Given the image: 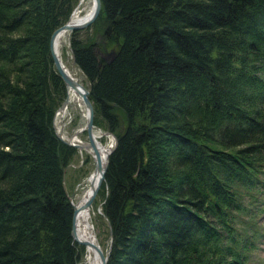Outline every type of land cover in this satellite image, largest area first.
<instances>
[{
	"label": "trees",
	"instance_id": "16d2710c",
	"mask_svg": "<svg viewBox=\"0 0 264 264\" xmlns=\"http://www.w3.org/2000/svg\"><path fill=\"white\" fill-rule=\"evenodd\" d=\"M79 1L0 0V264H78L85 248L50 48ZM69 34L95 125L117 137L99 191L108 264H249L264 218V198H243L264 194V0H102Z\"/></svg>",
	"mask_w": 264,
	"mask_h": 264
},
{
	"label": "water",
	"instance_id": "95a60500",
	"mask_svg": "<svg viewBox=\"0 0 264 264\" xmlns=\"http://www.w3.org/2000/svg\"><path fill=\"white\" fill-rule=\"evenodd\" d=\"M93 1V10L90 16L88 17H82L80 19H76L74 17L75 8L71 14V17L68 19L67 22L57 27L52 35L50 40V48L52 57L54 60V63L56 65L57 70L59 71L60 75L66 82V85L68 87V94L66 98L64 99L62 105L58 108L56 114H58L61 111L66 110L70 103V90H74L78 93L80 99L82 100V103L84 105L85 109V116H86V123L83 127H81L78 130H75L73 132V135L69 138H65L61 135V133H58L60 138H62L65 142L74 145L80 149V151L83 153V149L88 150L95 162V167L93 171L88 176V181L90 182V192L87 195V197H83L79 201L74 200V193L70 194L72 203L74 205V220H73V228H72V234L76 241H78L80 244H83L87 247L92 246L95 250L96 255L98 256L100 260V264H108L110 252L112 248V241H113V231L112 228L110 230V236L108 238L107 247L104 248V246L100 243L99 238L97 237V233L94 229V225L92 224V233L93 238L92 239H80L78 236V230H77V215L79 212L84 208H90L93 204L94 199L98 195L100 188L102 186V183L105 180L106 171L108 169L110 155L114 151L116 145H117V137L114 133H112L109 130H104L102 128H98L95 125V109L94 104L90 98V88L85 85L79 77L75 74L73 70L67 67L66 63L63 60L62 53H60V50L58 48V38L63 32H70L74 29L79 28H85L91 25L98 15L100 14V11L102 9V0H92ZM115 53V49H112L110 51V54L107 56V59L110 60L111 56ZM73 63L76 67V62L73 60ZM87 132V138L82 139L78 137V131ZM112 134L114 136V142L111 144V147L106 152V155H102L101 147L104 145L102 141L100 140V137L102 135H109ZM101 141V143L99 142ZM97 178V179H96ZM86 194V193H85ZM85 196V195H84ZM85 198V200H84ZM84 200V201H83ZM83 201V202H82ZM103 201L100 204L99 210L101 213H103L102 209Z\"/></svg>",
	"mask_w": 264,
	"mask_h": 264
},
{
	"label": "rangeland",
	"instance_id": "374dc122",
	"mask_svg": "<svg viewBox=\"0 0 264 264\" xmlns=\"http://www.w3.org/2000/svg\"><path fill=\"white\" fill-rule=\"evenodd\" d=\"M91 5H93L92 0H80L75 8H80L81 11L80 13L84 15L87 12V9ZM69 35L70 34L68 33L66 39L63 41L61 46L63 60L66 63L67 67L73 70L85 85H88L85 76L82 74V72H80L78 68L75 67L73 63V54L70 49ZM69 105L65 117L60 119L57 122V124L60 126L63 120V122L65 123L64 125L65 134H67L68 136L70 135L69 137H71V134H73L75 130L80 129L85 125L86 116H85L84 105L81 99L72 100L70 101ZM78 135L82 139L87 138L86 130L82 132L78 131ZM114 139L115 138L112 134L102 135L100 137V140L102 141V143L104 142L103 143L104 145L112 144L114 142ZM83 153L84 155L79 149L78 153L76 154L73 160L72 167L70 166L67 167V171H66L67 173L66 181H67L68 191L70 192V194L74 193L75 201H79L80 199H82L84 194L86 193L88 187L90 186V182L88 181L87 178L95 167V162L92 154L86 149H83ZM253 193H257V192L255 191L246 192L244 193L243 198L245 199L249 207L256 203L258 205V208H260L261 200L258 201L256 197L264 198V194L260 193V196H258L257 194L254 195ZM102 201L103 199L98 193L91 206L92 209L91 222L94 225V229L97 233V237L99 238L100 243L104 246V248H106L108 243L107 232H106V227L104 225L105 222L103 221V217L101 216L102 213L99 210ZM262 206H264V203L262 204ZM260 211H259V215L264 214L263 211L261 212ZM245 215L250 217L248 214ZM259 223H260L259 229H261L263 233L262 235H258L259 237L257 239L258 241L257 243L259 244V248H255L254 250L250 251V256L248 259L249 264H264V218ZM86 248L87 247L85 246L81 260L78 264H89L88 261L89 253H88V249L86 250Z\"/></svg>",
	"mask_w": 264,
	"mask_h": 264
},
{
	"label": "bare ground",
	"instance_id": "6f19581e",
	"mask_svg": "<svg viewBox=\"0 0 264 264\" xmlns=\"http://www.w3.org/2000/svg\"><path fill=\"white\" fill-rule=\"evenodd\" d=\"M92 10H93V6L91 5L87 9V12L84 15H82L80 13L81 12L80 11V8H77L75 10L74 17L76 19H80L82 17H88V16L91 15ZM67 34H68V32H63L59 36V38H58V48L60 50V53H62L61 46H62L63 41L66 39ZM69 95H70V101L75 100V99H80L78 93L75 92L74 90H70ZM99 142L101 143L100 140H99ZM110 147H111V144H109V145H102L101 151H102V155L103 156L106 155V152L109 150ZM89 192H90V186L88 187V189L86 191V194H84L85 196H83V197L86 198L87 195L89 194ZM85 198H84V200H85ZM91 210H92L91 207L90 208H84L77 215V230H78V236H79L80 239H83V240L84 239H92L93 238L92 222H91V219H92L91 218L92 217V211ZM86 250H87V248H86ZM88 253H89V258H88L89 259L88 260L89 261V264H100V260H99L98 256L96 255L95 250H94V248L92 246H88Z\"/></svg>",
	"mask_w": 264,
	"mask_h": 264
},
{
	"label": "built area",
	"instance_id": "2783aa9c",
	"mask_svg": "<svg viewBox=\"0 0 264 264\" xmlns=\"http://www.w3.org/2000/svg\"><path fill=\"white\" fill-rule=\"evenodd\" d=\"M67 109H68V107L66 108V110H64V111H61V112H59L58 114H56V117H55V126H56V129H57V131L59 132V133H61V135L63 136V137H65V138H69V136L67 135V134H65V131H64V125H65V123L63 122V120H62V123L60 124V126L57 124V122L60 120V119H62V118H64L65 117V115H66V112H67ZM73 134H71V136H72ZM78 137H79V135H78ZM79 138H81V137H79Z\"/></svg>",
	"mask_w": 264,
	"mask_h": 264
}]
</instances>
